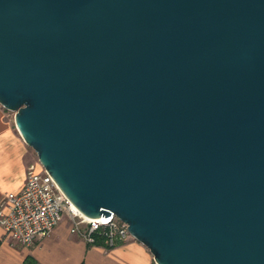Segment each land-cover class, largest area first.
<instances>
[{
	"label": "water",
	"instance_id": "obj_1",
	"mask_svg": "<svg viewBox=\"0 0 264 264\" xmlns=\"http://www.w3.org/2000/svg\"><path fill=\"white\" fill-rule=\"evenodd\" d=\"M0 104L156 264H264V0H0Z\"/></svg>",
	"mask_w": 264,
	"mask_h": 264
},
{
	"label": "crops",
	"instance_id": "obj_2",
	"mask_svg": "<svg viewBox=\"0 0 264 264\" xmlns=\"http://www.w3.org/2000/svg\"><path fill=\"white\" fill-rule=\"evenodd\" d=\"M33 162L34 150L19 133L15 117L0 104V208L9 193L24 188ZM72 228L65 213L48 235L26 247L8 239L0 225V264H156L148 247L136 239L115 246L90 244Z\"/></svg>",
	"mask_w": 264,
	"mask_h": 264
},
{
	"label": "built area",
	"instance_id": "obj_3",
	"mask_svg": "<svg viewBox=\"0 0 264 264\" xmlns=\"http://www.w3.org/2000/svg\"><path fill=\"white\" fill-rule=\"evenodd\" d=\"M65 213L73 221L72 232L80 234L90 244L97 243L98 236L104 237L108 246L135 239L128 224L114 214L108 222L78 214L40 162L28 167L24 188L7 195L0 208V225L8 239L30 247L38 237L48 235L61 222Z\"/></svg>",
	"mask_w": 264,
	"mask_h": 264
},
{
	"label": "rangeland",
	"instance_id": "obj_4",
	"mask_svg": "<svg viewBox=\"0 0 264 264\" xmlns=\"http://www.w3.org/2000/svg\"><path fill=\"white\" fill-rule=\"evenodd\" d=\"M9 111V110H8ZM10 114L15 117V113L13 111H9ZM33 163H39V159H38V156L36 154V152L34 151V162Z\"/></svg>",
	"mask_w": 264,
	"mask_h": 264
},
{
	"label": "trees",
	"instance_id": "obj_5",
	"mask_svg": "<svg viewBox=\"0 0 264 264\" xmlns=\"http://www.w3.org/2000/svg\"><path fill=\"white\" fill-rule=\"evenodd\" d=\"M97 243H105V238L98 236Z\"/></svg>",
	"mask_w": 264,
	"mask_h": 264
},
{
	"label": "bare ground",
	"instance_id": "obj_6",
	"mask_svg": "<svg viewBox=\"0 0 264 264\" xmlns=\"http://www.w3.org/2000/svg\"><path fill=\"white\" fill-rule=\"evenodd\" d=\"M73 208H74V210L78 213V214H80V215H82V216H84L78 209H77V207L73 204Z\"/></svg>",
	"mask_w": 264,
	"mask_h": 264
}]
</instances>
